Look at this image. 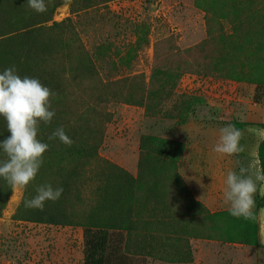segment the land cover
<instances>
[{
    "label": "trees",
    "instance_id": "obj_1",
    "mask_svg": "<svg viewBox=\"0 0 264 264\" xmlns=\"http://www.w3.org/2000/svg\"><path fill=\"white\" fill-rule=\"evenodd\" d=\"M108 1L72 0L70 9L85 11ZM47 3V12L36 13L27 0H0V72L14 65L21 77L38 78L55 93L50 97L55 116L50 124L41 123L38 133L49 144L44 163L36 178L22 189L12 218L80 227L82 264H147L150 258L191 263L192 239L258 246V208L264 207V186L260 206L254 208L255 219H237L227 209L211 212L193 197L179 172L183 141L143 134L135 174L100 159L99 150L111 105L143 106L147 115L165 117L164 96L173 92L184 70L250 83L253 102H263L264 0H195L208 20L225 21L230 31L225 33L220 26L215 47L208 48L202 59L187 61L184 52L174 51L175 60L167 68L156 61L148 80L143 74L100 72L98 66L111 63L115 67L113 58L120 50L108 40L87 47L71 18L52 21L63 0ZM144 27L138 24L135 32L146 35ZM207 42L211 45L208 40L192 52L203 49ZM188 99L187 106L174 110L178 124L203 102L195 94ZM234 125L240 130L247 125L264 129V123ZM58 127L65 129L71 145L48 139ZM8 135L6 121L0 117V139ZM256 155L259 169H264V137ZM5 158L0 153V159ZM42 184L63 187L61 197L46 202L43 211L26 208L23 201L36 195ZM11 188L0 179V216Z\"/></svg>",
    "mask_w": 264,
    "mask_h": 264
},
{
    "label": "rangeland",
    "instance_id": "obj_2",
    "mask_svg": "<svg viewBox=\"0 0 264 264\" xmlns=\"http://www.w3.org/2000/svg\"><path fill=\"white\" fill-rule=\"evenodd\" d=\"M71 2L63 0L52 21L71 18L89 48L111 41L120 50L118 57L113 58L115 67L111 63L98 66L100 62L95 57L98 70L111 75L143 74L148 80L156 61L164 64L161 68H167L175 60L174 51L184 52L187 61L192 57L202 59L208 48L215 47L214 38L221 34L219 27L225 33L230 31L225 21L208 20L195 0H110L75 13L70 9ZM138 24L145 26L146 35L135 32ZM208 40L211 45L207 42L203 49L192 52ZM216 76L184 70L173 92L164 96L165 117L147 115L143 106L111 105L99 158L135 174L143 134L183 141L185 150L179 172L193 197L211 212L227 209L223 201L227 172H238L243 167L248 175H254L259 170L256 150L264 129L243 126L240 143L244 150L238 155H220L212 149L219 130L226 124L264 123V101L253 102L252 84ZM189 94L197 95L203 102L192 107L186 121L178 124V112L174 110L179 105L187 106ZM263 186L264 183L259 185L255 195L257 206ZM21 197V188H11L0 216V264H82V229L13 219ZM258 214V246L192 239L191 263H167L150 258L147 264H264V207L258 208Z\"/></svg>",
    "mask_w": 264,
    "mask_h": 264
},
{
    "label": "clouds",
    "instance_id": "obj_3",
    "mask_svg": "<svg viewBox=\"0 0 264 264\" xmlns=\"http://www.w3.org/2000/svg\"><path fill=\"white\" fill-rule=\"evenodd\" d=\"M27 3L36 13L48 10L47 0H27ZM54 96L55 93L38 78L21 77L14 65L0 72V117L6 121L9 133L0 139V153L6 157L0 159V179L12 188L25 189L44 163L43 155L49 144L40 140L38 133L40 124H50L55 116L50 99ZM219 133L212 149L215 153L235 156L243 152L240 143L243 133L235 125L228 123ZM48 139H58L66 145L73 143L63 127L56 128ZM224 183L223 201L228 205L229 215L237 219H255V195L259 185L264 183V169L254 175H248L243 167L238 172L229 170ZM62 193L61 186L42 184L36 195L23 203L26 208L43 211L46 202L58 200Z\"/></svg>",
    "mask_w": 264,
    "mask_h": 264
},
{
    "label": "crops",
    "instance_id": "obj_4",
    "mask_svg": "<svg viewBox=\"0 0 264 264\" xmlns=\"http://www.w3.org/2000/svg\"><path fill=\"white\" fill-rule=\"evenodd\" d=\"M220 170H221V168H220ZM257 204H258V203L255 204V207L257 206ZM259 208H260V207H259ZM261 209H262V208H261ZM259 210H260V209H259Z\"/></svg>",
    "mask_w": 264,
    "mask_h": 264
}]
</instances>
